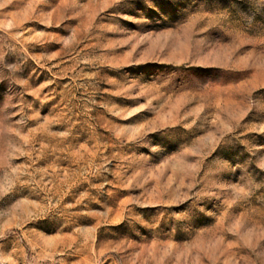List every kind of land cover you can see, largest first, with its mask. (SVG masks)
Returning a JSON list of instances; mask_svg holds the SVG:
<instances>
[{"label":"rangeland","instance_id":"obj_1","mask_svg":"<svg viewBox=\"0 0 264 264\" xmlns=\"http://www.w3.org/2000/svg\"><path fill=\"white\" fill-rule=\"evenodd\" d=\"M0 264H264V0H0Z\"/></svg>","mask_w":264,"mask_h":264}]
</instances>
